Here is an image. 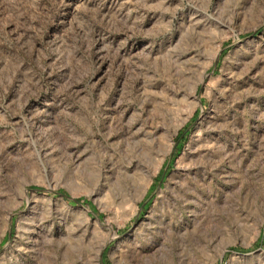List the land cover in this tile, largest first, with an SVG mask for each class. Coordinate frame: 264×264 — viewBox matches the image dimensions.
I'll list each match as a JSON object with an SVG mask.
<instances>
[{
	"label": "rangeland",
	"instance_id": "obj_1",
	"mask_svg": "<svg viewBox=\"0 0 264 264\" xmlns=\"http://www.w3.org/2000/svg\"><path fill=\"white\" fill-rule=\"evenodd\" d=\"M0 264H264V0H0Z\"/></svg>",
	"mask_w": 264,
	"mask_h": 264
}]
</instances>
